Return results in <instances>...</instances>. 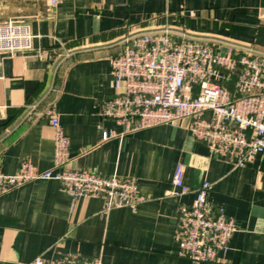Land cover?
Masks as SVG:
<instances>
[{"label": "crops", "instance_id": "obj_1", "mask_svg": "<svg viewBox=\"0 0 264 264\" xmlns=\"http://www.w3.org/2000/svg\"><path fill=\"white\" fill-rule=\"evenodd\" d=\"M9 21L30 24L34 39L33 51L0 53V171L54 167V110L70 142L67 168L135 177L142 201L107 210L103 197L74 200L57 181L16 188L0 196V264H196L181 255L177 216L204 181L237 231L217 263L201 264H264V154L235 168L194 139L188 119L107 141L100 130L121 131L100 109L115 94L110 59L128 40L170 29L264 55V0H0V23ZM179 163L186 195L174 194Z\"/></svg>", "mask_w": 264, "mask_h": 264}, {"label": "built area", "instance_id": "obj_2", "mask_svg": "<svg viewBox=\"0 0 264 264\" xmlns=\"http://www.w3.org/2000/svg\"><path fill=\"white\" fill-rule=\"evenodd\" d=\"M51 4L56 8L59 0ZM33 39L28 23H0V53L33 51ZM110 75L115 94L102 102L100 117L112 120L121 131L100 126L104 141L188 119L194 139L204 143L212 156L230 159L235 168L247 167L264 154V55L240 54V48L177 37L165 29L128 40L110 59ZM48 115L54 132V167L40 171L25 162L15 174L0 171V196L32 181H57L74 200L103 197L107 210L136 208L142 201L137 178L67 168L69 139L56 112ZM173 185L176 195L191 192L181 163ZM212 187L204 181L195 203L182 205L177 216L181 255L196 264L217 263L237 231L225 208L208 200ZM33 264L103 263L99 258L71 256L38 258Z\"/></svg>", "mask_w": 264, "mask_h": 264}]
</instances>
